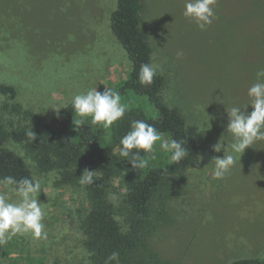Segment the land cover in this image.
<instances>
[{
    "label": "rangeland",
    "instance_id": "1",
    "mask_svg": "<svg viewBox=\"0 0 264 264\" xmlns=\"http://www.w3.org/2000/svg\"><path fill=\"white\" fill-rule=\"evenodd\" d=\"M141 1V27L154 49L152 63L166 77L162 99L183 115L199 149L188 171L170 177V191L157 194L155 209L163 213L149 243L158 264L264 258V141L233 154L236 163L222 178L212 174V159L229 154L233 142L226 131V109L250 103L248 88L264 69V0H217L216 18L206 30L184 17L185 0ZM117 3L0 0V84L17 90L15 98L0 96V126L19 128L22 117L12 111L15 104L55 114L77 93L115 89L130 77L132 62L111 29ZM122 103L152 108L145 97ZM219 141L223 148L215 152ZM4 146L41 181L44 191L38 200L46 213L48 239L13 237L0 247V264H91L81 229L89 210L85 186H58V172L39 173L23 146L13 141ZM158 153L154 149L152 158ZM9 197L18 199L11 192ZM116 219L126 230L124 218Z\"/></svg>",
    "mask_w": 264,
    "mask_h": 264
},
{
    "label": "trees",
    "instance_id": "2",
    "mask_svg": "<svg viewBox=\"0 0 264 264\" xmlns=\"http://www.w3.org/2000/svg\"><path fill=\"white\" fill-rule=\"evenodd\" d=\"M141 0H118L117 8L111 16V29L132 62L130 77L117 86L121 102L132 96L146 98L149 111L143 108H128L124 117L105 129L89 123L79 127L73 124L78 119L71 103L59 110V116L51 112H37L23 109L19 104L12 111L22 117L19 128L13 131L0 126V180L6 176L21 178L34 177L27 163L4 144L13 141L23 146L41 174L58 172V186H79V176L85 169L100 173L99 178L85 186L88 213L81 229L84 246L91 253V264H105L112 252H119V264H158L159 256L149 243L150 236L157 229V220L162 210L155 209V200L160 192L170 191V177L181 176L188 171L198 157V146L189 131L183 115L166 105L162 93L166 87V77L157 74L151 85H141L138 73L141 64L152 63L154 49L142 30ZM0 96L15 98L14 86L0 84ZM151 112H156L153 116ZM133 120H144L161 134L162 140L182 141L188 156L179 163H173L170 154L160 147L156 159L151 153H144L148 163L143 169H133L132 165L119 155L121 138L130 131ZM29 133H34L35 140ZM136 151L135 149L133 150ZM119 179L114 187L113 180ZM127 188L126 194L121 193ZM116 193L118 203L109 200V194ZM124 218L126 230L116 219ZM157 259V260H156ZM31 264H47L31 261ZM110 264H117L111 261ZM230 264H264V258L239 259Z\"/></svg>",
    "mask_w": 264,
    "mask_h": 264
},
{
    "label": "clouds",
    "instance_id": "3",
    "mask_svg": "<svg viewBox=\"0 0 264 264\" xmlns=\"http://www.w3.org/2000/svg\"><path fill=\"white\" fill-rule=\"evenodd\" d=\"M217 0H185L184 17L195 22L200 30H206L207 26L213 23L215 17L214 6ZM182 53L178 52L179 58ZM158 65L143 63L138 73V81L141 85L147 86L153 83L157 75ZM257 82L253 83L247 91L250 103L243 108L233 106L226 109L228 123L226 131L233 137L230 145V153L223 157H214L215 162L213 177L222 178L236 163V156L242 155L246 148L257 141H264V69L256 73ZM251 105L253 111L247 112V106ZM71 107L79 117L73 119V124L78 129L87 120L93 125H99L105 129L110 128L114 122L124 117L128 106L121 102L119 91L106 87L103 92L97 88H90L85 92L73 95ZM54 109L59 116V110ZM35 140L34 133H29ZM160 142V147L170 154L173 163H179L188 156V150L182 141L176 139L162 140L161 134L151 124L144 120H133L130 131L120 140L119 155L126 159L133 169H143L147 166V159L141 155L153 153L154 145ZM223 144L219 141L213 146V151L220 152ZM136 150L135 152L133 150ZM225 152V148L223 149ZM202 159V158H199ZM199 159L197 163H199ZM211 161V162H212ZM101 172L85 169L79 176V183L82 186L92 185L100 176ZM119 185V179L113 180V186ZM0 247L6 245L17 235H30L34 240H47L48 232L43 223L45 211L43 203L39 202L38 196L42 188L38 178H21L19 180L12 176H6L0 180ZM128 189L122 188L121 193L126 194ZM9 192L14 193L18 198L12 201ZM110 202L116 204L119 197L116 193L109 194ZM119 252H112L105 264L116 261L119 264Z\"/></svg>",
    "mask_w": 264,
    "mask_h": 264
},
{
    "label": "crops",
    "instance_id": "4",
    "mask_svg": "<svg viewBox=\"0 0 264 264\" xmlns=\"http://www.w3.org/2000/svg\"><path fill=\"white\" fill-rule=\"evenodd\" d=\"M142 18H143V12H142ZM143 22V21H142Z\"/></svg>",
    "mask_w": 264,
    "mask_h": 264
}]
</instances>
